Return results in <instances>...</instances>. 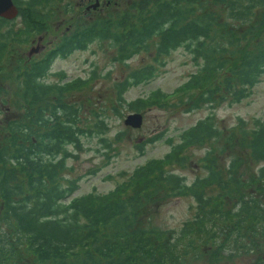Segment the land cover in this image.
<instances>
[{
    "label": "trees",
    "instance_id": "1",
    "mask_svg": "<svg viewBox=\"0 0 264 264\" xmlns=\"http://www.w3.org/2000/svg\"><path fill=\"white\" fill-rule=\"evenodd\" d=\"M14 1L23 25L4 29L11 20L0 17V264H192L206 259L218 264L243 254L252 264H264V201L249 195L256 180L264 179V165L251 181L240 175L243 155L218 167L216 154L229 145L216 143L224 133L214 113L184 129L177 143L167 137L173 143L169 152L137 166L108 192L76 195L79 178L67 175L68 162L83 147V138L97 136L103 148H114L104 135L107 111L92 110L90 118L83 102L67 99L87 79L48 81L57 58L86 50L95 41L108 40L116 50L114 60L127 62L154 40L155 63L117 83L120 107L141 111L181 94L193 99L195 91H201L196 104L212 102L221 88L214 81L221 74L229 98L241 102L264 76V0H212L225 8L224 16L211 9L209 0H137L131 6L137 11L80 25L41 57L20 55L15 45L28 40L48 0ZM181 47L197 72L172 94L155 89L147 97L125 99L129 88L155 78L157 65H165L163 58ZM245 125L240 119L234 132L251 157L262 162L264 120L256 119L251 129ZM163 136L136 146L143 155L147 143ZM234 140L227 135L230 145ZM205 144H211L206 175L189 182L170 169L184 165L187 150ZM213 186L220 190L210 195ZM161 196L192 197L194 218L180 229L148 227L142 211ZM228 198L234 201L230 208Z\"/></svg>",
    "mask_w": 264,
    "mask_h": 264
},
{
    "label": "rangeland",
    "instance_id": "2",
    "mask_svg": "<svg viewBox=\"0 0 264 264\" xmlns=\"http://www.w3.org/2000/svg\"><path fill=\"white\" fill-rule=\"evenodd\" d=\"M94 2L95 0H92V3ZM133 2H137V0H113L110 4L101 0L99 9L92 10L91 15H84L81 3L84 6L88 0H48L40 8L39 21L33 22V31H30L26 37L28 40L16 43L15 47L23 56H30V52L35 48L36 50L31 56L41 57L49 49L56 47L65 36L75 33L80 25L84 26L83 24L88 21L90 16L94 20H100L111 14L117 16L119 12L137 11V6L131 7ZM209 2L211 9L217 10L222 16L226 14L222 5H214L212 0ZM100 3L98 2V4ZM22 25V18L18 17L7 22L4 29L8 30L12 27L18 29ZM155 49L153 40L147 51H141L127 62H118L113 58L116 50L110 46L109 41L99 40L86 50H77L66 58L59 57L54 61L48 81L56 82L60 80V77L63 78V81H70L78 77L87 79L86 85L73 93L66 94V97L72 101L83 102L84 110H86L85 115L90 118L94 117L90 115L92 110L105 109L107 111L106 121L109 122L107 130H109L104 135L109 142H114V148L109 149L103 148L101 140L97 136L83 138V147L77 150L75 157L68 162L71 169L67 171L70 172L67 175L79 178V189L76 195L85 194L94 189L101 193L113 189L119 182L127 179L137 166L144 164L148 159L163 157L169 152L173 143L168 144L165 141L167 137H172L173 142L177 143L179 134L184 129L211 113H214L215 123L223 129L224 133V136H221L216 143L225 147L227 144L229 145L225 151L216 154L218 167L226 168L235 156L243 155L246 161L240 169V175L243 177L241 180L251 181V179L257 178V171L262 164L264 165V161L252 158L249 150L241 145V140L234 131L235 127L239 125L240 119L245 121V127L248 129L255 125L256 119L264 120V76L261 82L254 87L251 96L241 102H234L231 97L229 98V90L225 88L223 82L224 74H221L214 81V84H218L221 88L212 98V102L196 104L201 91H195L193 99L189 98L187 94H181L171 98L168 104L148 106L141 111L129 110L128 106L120 107L116 98L117 83L124 80L133 70L148 63H155ZM163 60L166 63L157 65L158 70L155 78L129 88L124 94L127 101L138 97H147L155 89L172 94L189 79L191 74L198 70L191 55L182 47L165 56ZM93 71H96L94 77H92ZM56 72L62 74L54 75ZM7 85L10 84L7 83ZM194 105H198V108L188 111L190 106ZM116 107L117 111L114 110L117 109ZM134 112H140L142 115V123L139 127L126 123L129 115ZM118 133L120 134L117 135ZM161 133L164 134L161 139L145 145V152L142 155L136 145ZM228 134L235 138L231 145L227 141ZM210 145H196L190 148L186 151L187 159L184 165H172L170 169L186 176L189 182L198 176L206 175L208 172L205 167L206 153ZM255 185L250 187L249 195L264 201L262 191L264 190L262 189L264 179L256 180ZM219 190L217 186H213L207 192L211 195L216 194ZM226 201L227 208H230L234 201L229 198ZM195 207L196 203L190 196H161L149 207L143 209L142 222L148 227L180 229L185 221L194 218ZM248 263L252 264L249 254H243L238 259H233L230 262L224 260L218 264ZM192 264H210V260L193 261Z\"/></svg>",
    "mask_w": 264,
    "mask_h": 264
},
{
    "label": "water",
    "instance_id": "3",
    "mask_svg": "<svg viewBox=\"0 0 264 264\" xmlns=\"http://www.w3.org/2000/svg\"><path fill=\"white\" fill-rule=\"evenodd\" d=\"M93 6H97V3ZM90 8V7H89ZM19 13V9L17 5L15 4L14 0H0V16L5 17L7 19L15 18ZM36 49L33 48L30 52V56ZM126 123H130L134 126H141L142 123V115L140 112H134L129 115L128 119L126 120Z\"/></svg>",
    "mask_w": 264,
    "mask_h": 264
},
{
    "label": "flooded vegetation",
    "instance_id": "4",
    "mask_svg": "<svg viewBox=\"0 0 264 264\" xmlns=\"http://www.w3.org/2000/svg\"><path fill=\"white\" fill-rule=\"evenodd\" d=\"M100 1H101V0H95V2L92 3V0H88V3H87L86 5H84V6H83V4L81 3V7L84 9L83 14H84V15H91L90 12H91L92 10H97V8L99 9V8H100V5H101ZM102 1L106 2V4H110L113 0H102ZM98 2H99L100 4H98ZM95 3H97V6H93ZM89 7H90V8H89ZM93 20H94V18H93L92 16H90L89 19H88V21L85 22V23H90V22H92ZM85 23H84V24H85ZM50 50H51V49H49V51H50ZM49 51H47V52H49Z\"/></svg>",
    "mask_w": 264,
    "mask_h": 264
}]
</instances>
